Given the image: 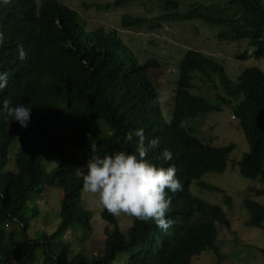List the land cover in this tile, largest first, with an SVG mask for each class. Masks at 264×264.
Returning <instances> with one entry per match:
<instances>
[{
  "label": "trees",
  "instance_id": "trees-1",
  "mask_svg": "<svg viewBox=\"0 0 264 264\" xmlns=\"http://www.w3.org/2000/svg\"><path fill=\"white\" fill-rule=\"evenodd\" d=\"M162 4L167 10L159 17L222 22L225 28L216 33L217 38H248L253 54L264 55L262 0H206L192 2L185 10H179V0H164ZM149 20L141 15L121 16L123 26ZM85 25L86 19L82 26L87 30L82 36L77 29L78 11L59 0H41L39 4L36 0H0V74L6 76L0 101L10 99L13 105L30 108L26 127L0 115V264H191L207 247L220 257L215 239L219 224L228 223L225 212L220 204L194 194L190 185L206 171H223L236 144L206 143L180 125L187 118L220 110L222 104L234 101L232 113L248 143L240 172L258 178L262 185L252 186L251 191L264 195V70L249 65L232 79L221 62L199 49L186 48L173 63L178 76L172 108L165 114L155 103L158 89L154 79L161 62L154 57L141 61L116 27ZM196 76L219 79L227 95L219 93L211 98L193 92ZM94 120L102 121L111 133L91 126ZM139 129L146 143L159 140L147 159L158 166H174L183 185V191L168 194L172 224L163 230L155 221L131 218L123 231L116 218L102 209L101 217L107 222L104 249L90 254L79 242L91 229L92 211L82 203L80 158L68 149V138L89 159L91 145L96 146L99 156L121 150L134 152ZM130 132L133 139L127 141ZM164 149L173 153L171 161L159 159ZM10 151L15 153V170L5 168ZM54 155H58V163L45 170L42 157ZM55 182L63 192L58 230L31 238L26 234L28 198L33 191L39 193L41 186ZM201 185L224 193L221 186L205 181ZM223 197L225 202L231 199L226 193ZM243 204L249 211L247 222L263 227L264 205L248 194ZM10 221L19 223L21 239L6 236ZM72 222L83 230L74 250L70 241L55 236L67 231ZM39 247L41 258L36 252Z\"/></svg>",
  "mask_w": 264,
  "mask_h": 264
},
{
  "label": "rangeland",
  "instance_id": "rangeland-1",
  "mask_svg": "<svg viewBox=\"0 0 264 264\" xmlns=\"http://www.w3.org/2000/svg\"><path fill=\"white\" fill-rule=\"evenodd\" d=\"M36 1L38 4L41 2V0ZM59 1L78 11L77 29L82 36L87 30L82 26L85 24V19L87 27L102 24L116 27L123 33L126 41L132 45L141 61L147 57H154L161 62L155 73L154 85L158 90H167L171 97L169 103L162 107L165 114H168L172 108V95L176 84L175 79L178 76V68L173 63L182 56L186 48L199 49L221 62L232 79H235L237 74L249 65H257L264 69V55L257 57L253 54L254 47L249 44L248 38L238 40L217 38L216 33L225 28L222 22L210 23L200 18L183 21L171 19L169 16L159 17L167 10L162 4L164 0ZM205 1L179 0V10H185L192 2L203 3ZM106 3L110 4L106 5ZM262 3L264 5V0ZM126 14L147 16L150 20L145 24L123 26L121 16ZM243 52H247L246 55L240 56ZM222 86L219 79L212 81L196 76L191 90L213 98L219 93L227 95ZM233 103L234 101L230 104H222L220 110L207 112L198 117H190L183 122L190 134L206 143L220 146L233 141L236 144L229 154L227 166L223 171H206L200 179L194 180L190 185L194 194L220 204L228 221V223L219 224L218 235L215 239L220 257L211 247H207L192 258L191 264H264V252L262 251L264 249V221L263 227L248 223L249 211L243 204V198L248 194L252 199L264 205V195H257L251 191L252 186H261L262 183L258 178L245 177L240 172V160L243 152L248 149V143L237 118L232 113L231 104ZM91 126L102 133H111L109 127L102 121L94 120ZM67 146L79 156L78 173L84 175L83 167L88 159L85 158L82 149L78 148L69 138ZM14 154L12 151L9 152L6 169H16ZM58 160V155H54L50 159L42 157L41 162L45 170H50L58 163ZM201 181L221 186L224 193L230 195L231 199L225 202L223 192L204 187ZM41 188L39 193L33 191L30 194L25 208V215H28L29 220L26 234L31 238H36L44 232L52 235L58 230L62 188L56 182L41 186ZM82 203L92 211L91 229L87 237L83 241H78L83 235V230L75 222L71 223L67 231H62L55 236L58 239L70 241L72 250L77 248V242H79L86 252L101 253L104 249V226L107 224L101 217L103 207L96 197L83 190ZM34 209H36L35 213H33ZM131 220L128 216L116 218L123 231L126 230ZM111 226L113 225H109ZM5 232L6 236L12 235L15 239L23 237L19 223L15 221H10ZM55 240L53 239L52 242ZM36 252L37 257L41 258L42 248L39 247ZM118 264H122V261Z\"/></svg>",
  "mask_w": 264,
  "mask_h": 264
},
{
  "label": "clouds",
  "instance_id": "clouds-1",
  "mask_svg": "<svg viewBox=\"0 0 264 264\" xmlns=\"http://www.w3.org/2000/svg\"><path fill=\"white\" fill-rule=\"evenodd\" d=\"M4 87L6 76L0 74V89ZM170 99L167 90H158L155 103L163 107ZM0 115L5 120H15L26 127L30 108L23 104L13 105L10 99H5L0 101ZM180 126H184L183 122ZM135 136L138 139L134 152L121 150L99 156L96 146H90L91 155L83 167V191L96 197L103 209L113 217L128 216L143 222L155 221L159 228L167 230L172 224L168 219L172 204L168 194L183 191V185L174 166H158L147 159L149 151L159 145V140L153 138L146 143L142 129L137 130ZM132 139L130 132L126 140ZM159 159L171 161L173 153L164 149Z\"/></svg>",
  "mask_w": 264,
  "mask_h": 264
}]
</instances>
